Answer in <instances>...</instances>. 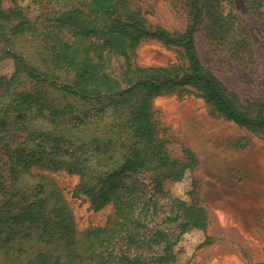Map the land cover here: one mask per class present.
Returning <instances> with one entry per match:
<instances>
[{
  "label": "trees",
  "instance_id": "obj_1",
  "mask_svg": "<svg viewBox=\"0 0 264 264\" xmlns=\"http://www.w3.org/2000/svg\"><path fill=\"white\" fill-rule=\"evenodd\" d=\"M223 1L187 0L190 23L170 34L148 25L132 0H55L42 22L25 17L17 0H0V52L14 64L10 77L0 76V264L174 261L180 232L204 219L177 198L161 203L163 180L180 178L189 165L170 162L150 100L192 86L227 120L264 127V105H237L195 46L196 32L221 29ZM254 3L264 17V0ZM148 40L176 47L185 64L131 63ZM112 56L124 58L119 77L109 72ZM60 171L78 177L74 195L93 211L114 207L104 225L78 231L46 174ZM127 175L144 182L121 181Z\"/></svg>",
  "mask_w": 264,
  "mask_h": 264
},
{
  "label": "rangeland",
  "instance_id": "obj_2",
  "mask_svg": "<svg viewBox=\"0 0 264 264\" xmlns=\"http://www.w3.org/2000/svg\"><path fill=\"white\" fill-rule=\"evenodd\" d=\"M17 1L27 18L42 22L43 16L53 15L55 0ZM132 2L148 25L170 34L183 33L190 23L187 0ZM259 11L254 0H225L218 7L222 27L215 29L216 35L205 30L195 34L202 66L237 105L251 111L264 105V17ZM131 56L130 62L139 67L186 62L176 47L156 40L142 41ZM110 59L109 72L119 77L124 58ZM13 71V60L0 52V76L10 77ZM149 108L170 162L189 165L180 178L163 180L167 195L161 203L177 198L201 211L204 219L200 227L186 226L183 233L177 228L181 236L171 264H264V127L227 120L192 86L163 91L150 100ZM46 174L63 194L79 232L104 225L113 213L112 205L93 211L84 196L74 195L77 176ZM121 181L144 182L137 175ZM151 186L144 188L153 191Z\"/></svg>",
  "mask_w": 264,
  "mask_h": 264
}]
</instances>
